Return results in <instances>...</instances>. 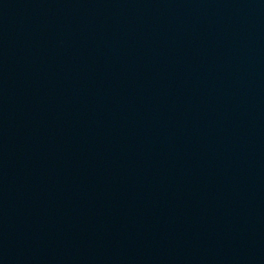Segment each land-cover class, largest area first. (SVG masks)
I'll list each match as a JSON object with an SVG mask.
<instances>
[{
    "label": "water",
    "instance_id": "water-1",
    "mask_svg": "<svg viewBox=\"0 0 264 264\" xmlns=\"http://www.w3.org/2000/svg\"><path fill=\"white\" fill-rule=\"evenodd\" d=\"M0 264H264V0H0Z\"/></svg>",
    "mask_w": 264,
    "mask_h": 264
}]
</instances>
